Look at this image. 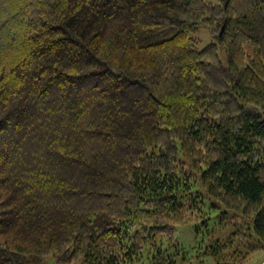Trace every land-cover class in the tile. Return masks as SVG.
I'll use <instances>...</instances> for the list:
<instances>
[{"label": "trees", "instance_id": "16d2710c", "mask_svg": "<svg viewBox=\"0 0 264 264\" xmlns=\"http://www.w3.org/2000/svg\"><path fill=\"white\" fill-rule=\"evenodd\" d=\"M228 215L202 255L263 247L264 0H0V264H185Z\"/></svg>", "mask_w": 264, "mask_h": 264}, {"label": "rangeland", "instance_id": "374dc122", "mask_svg": "<svg viewBox=\"0 0 264 264\" xmlns=\"http://www.w3.org/2000/svg\"><path fill=\"white\" fill-rule=\"evenodd\" d=\"M198 37L202 40V46L209 43L211 40L205 30L199 31ZM220 54L225 62L224 52ZM220 218L221 216H218L211 220L219 223V226L215 225L208 231H205L203 226L199 225V221L193 223L189 222L177 228L179 249L182 253L184 252L183 256L186 259L185 264H264V242L262 243V248L256 249L245 259H240L243 254L239 252L241 250H238L236 246L223 249L221 251V256H214L213 254L202 255L209 246L214 244V240L224 239L234 232L236 229L235 224L240 221L239 217L231 215H228L227 219L221 222L219 221ZM222 223H225V226L223 229H218ZM197 227L200 230L202 229L203 232L201 234L204 235L203 238L199 237L200 233L196 234Z\"/></svg>", "mask_w": 264, "mask_h": 264}]
</instances>
